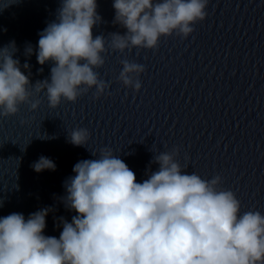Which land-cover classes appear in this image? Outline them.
<instances>
[{
	"label": "water",
	"instance_id": "95a60500",
	"mask_svg": "<svg viewBox=\"0 0 264 264\" xmlns=\"http://www.w3.org/2000/svg\"><path fill=\"white\" fill-rule=\"evenodd\" d=\"M60 3L0 0V48L15 42L13 58L25 75L31 73L33 85L50 80L52 62L40 65L35 53L39 33L56 20ZM97 4L102 22L93 37L124 34L113 23V0ZM206 11L187 39L174 33L161 37L155 51L109 50L97 71L110 88L99 99L93 88L74 103L62 100L51 108L43 92L34 93L32 99L41 101L37 110L22 104L16 115L0 117V217L27 218L47 207L44 235L59 238L61 218L71 222L76 215L62 202L64 182L78 161L96 159L91 152L104 147L128 165L136 182L158 170L156 154L179 147L177 159L189 174L206 180L220 175L219 187L235 193L241 214H264V0H209ZM123 59L145 65L139 92L116 79ZM75 128L89 130L87 146L69 142ZM41 156L55 163V171H34Z\"/></svg>",
	"mask_w": 264,
	"mask_h": 264
},
{
	"label": "clouds",
	"instance_id": "9594fccd",
	"mask_svg": "<svg viewBox=\"0 0 264 264\" xmlns=\"http://www.w3.org/2000/svg\"><path fill=\"white\" fill-rule=\"evenodd\" d=\"M209 0H113V23L124 34L93 37L102 22L97 0H61L56 20L39 33L37 61L52 62L50 80L30 83L21 71L15 42L0 48V117L8 118L28 104L32 111L43 92L49 107L62 100L76 102L95 89L99 99L110 88L97 71L109 50H157L161 37L187 39L194 25L207 17ZM28 56L33 48H26ZM116 78L139 92L145 65L123 59ZM24 69H29L25 63ZM43 69L41 68L40 71ZM24 123V121H21ZM87 128L68 132L74 146H87ZM96 159L78 161L74 176L64 182L62 202L76 215L61 218L59 238L44 235L45 207L29 214L0 217V264H264V214H241V202L222 189V177L211 180L188 173L177 157L180 148L153 157L158 170L136 182L135 173L109 147L91 152ZM36 172L55 171V163L41 156ZM0 201V207H2Z\"/></svg>",
	"mask_w": 264,
	"mask_h": 264
}]
</instances>
